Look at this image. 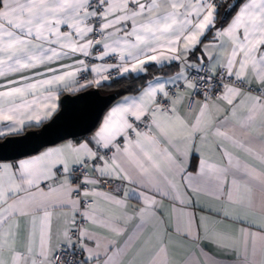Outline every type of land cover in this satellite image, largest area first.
<instances>
[{"label":"snow or ice","instance_id":"6c2138e0","mask_svg":"<svg viewBox=\"0 0 264 264\" xmlns=\"http://www.w3.org/2000/svg\"><path fill=\"white\" fill-rule=\"evenodd\" d=\"M186 242L264 264V0H0V264H200Z\"/></svg>","mask_w":264,"mask_h":264},{"label":"crops","instance_id":"0c3cea01","mask_svg":"<svg viewBox=\"0 0 264 264\" xmlns=\"http://www.w3.org/2000/svg\"><path fill=\"white\" fill-rule=\"evenodd\" d=\"M256 147H258V144L255 145ZM229 151H231L233 153L234 156L238 157L240 159V161L242 162V164H251L254 167L259 168V162L254 160L253 157L249 156L247 153L245 152H241L237 149H233L231 147V145H228ZM210 155L213 158V162H220V155L218 152L216 153H210ZM223 163L226 166V161H223ZM233 179L232 175H228L227 176V181L230 183L231 180ZM253 193L257 196V198H259L260 196V192L257 188L253 187ZM131 203H135L134 201H132ZM167 207L165 210V217L169 220V223H171V205L168 204V202H165ZM102 207L104 208H108L107 205L103 204L102 202ZM107 214V213H106ZM139 223L138 219H133L132 221L129 222L128 226H127V231L120 236L117 239V246H121L124 244V242L129 238L130 235L133 234L134 230L136 229L137 224ZM91 231H95L97 233H99L100 235H103L109 239L114 238L112 236L111 233H109L107 230L99 228L97 226H89ZM236 227H239V225H237ZM148 231H150V229H145L142 233H140L139 237H138V243L143 241L148 233ZM187 246L184 248H177L174 249V254H175V259L180 260L181 262H183L184 260H186L190 255L195 254L196 258L199 259L200 264H204V257L201 256L199 249L195 246V244H191V243H187ZM239 247H243V240L241 238V240L239 241ZM150 247V245H149ZM248 250H249V255H251V241H249L248 243ZM205 251L208 252L210 255L216 257L217 259L223 260V254L218 250L212 247V245L207 244L205 245ZM130 258V257H129ZM231 259V257L229 258ZM257 259H259V257H257Z\"/></svg>","mask_w":264,"mask_h":264},{"label":"water","instance_id":"95a60500","mask_svg":"<svg viewBox=\"0 0 264 264\" xmlns=\"http://www.w3.org/2000/svg\"><path fill=\"white\" fill-rule=\"evenodd\" d=\"M104 95H105V93H102V92L99 93V97H103ZM99 97L92 98V103L96 107H98L100 105V103H102V100ZM65 103H68V101L66 100Z\"/></svg>","mask_w":264,"mask_h":264},{"label":"trees","instance_id":"16d2710c","mask_svg":"<svg viewBox=\"0 0 264 264\" xmlns=\"http://www.w3.org/2000/svg\"><path fill=\"white\" fill-rule=\"evenodd\" d=\"M159 71H160V70H156V71H155V74H159ZM163 71H164V72L171 73V72L175 71V69H174V68H173V69H164ZM101 92H102V93H105L104 90H101Z\"/></svg>","mask_w":264,"mask_h":264}]
</instances>
